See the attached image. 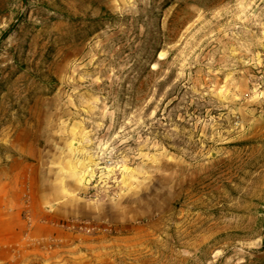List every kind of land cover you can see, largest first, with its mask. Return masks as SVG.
<instances>
[{
    "label": "rangeland",
    "instance_id": "374dc122",
    "mask_svg": "<svg viewBox=\"0 0 264 264\" xmlns=\"http://www.w3.org/2000/svg\"><path fill=\"white\" fill-rule=\"evenodd\" d=\"M23 165L67 214L3 264H264V0H0Z\"/></svg>",
    "mask_w": 264,
    "mask_h": 264
},
{
    "label": "crops",
    "instance_id": "0c3cea01",
    "mask_svg": "<svg viewBox=\"0 0 264 264\" xmlns=\"http://www.w3.org/2000/svg\"><path fill=\"white\" fill-rule=\"evenodd\" d=\"M25 166L19 167L17 173L0 174V264L16 257L18 252H39V243L58 236L55 223L67 214L41 209L35 205V199L24 202L26 193L30 199L35 194L26 184L31 180V173L26 174Z\"/></svg>",
    "mask_w": 264,
    "mask_h": 264
},
{
    "label": "bare ground",
    "instance_id": "6f19581e",
    "mask_svg": "<svg viewBox=\"0 0 264 264\" xmlns=\"http://www.w3.org/2000/svg\"><path fill=\"white\" fill-rule=\"evenodd\" d=\"M160 57H161V52L158 53V58H160Z\"/></svg>",
    "mask_w": 264,
    "mask_h": 264
}]
</instances>
